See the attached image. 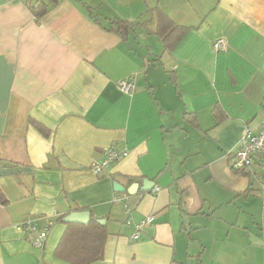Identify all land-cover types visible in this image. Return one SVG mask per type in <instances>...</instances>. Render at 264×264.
Instances as JSON below:
<instances>
[{
  "label": "crops",
  "instance_id": "1",
  "mask_svg": "<svg viewBox=\"0 0 264 264\" xmlns=\"http://www.w3.org/2000/svg\"><path fill=\"white\" fill-rule=\"evenodd\" d=\"M37 1L0 0V264H71L56 248L92 218L107 237L90 264H264V180L229 159L264 124V0H60L40 18ZM156 9L188 27L173 49ZM109 147L128 155L98 175ZM27 221L52 222L42 245Z\"/></svg>",
  "mask_w": 264,
  "mask_h": 264
},
{
  "label": "built area",
  "instance_id": "2",
  "mask_svg": "<svg viewBox=\"0 0 264 264\" xmlns=\"http://www.w3.org/2000/svg\"><path fill=\"white\" fill-rule=\"evenodd\" d=\"M228 43L224 39H217L213 43L216 51L225 50ZM122 91L131 93L134 90L135 83L132 79H122L119 81ZM262 110L264 112V99L262 102ZM258 128L255 131V128ZM253 127L249 123L242 128L239 146L230 151V164L234 170L242 171L246 174L253 175L258 181L264 180V124ZM128 155V150L109 147L104 150L102 159H94L90 165L92 171L98 175H103L107 169L119 159ZM264 184V182H262ZM160 187H156L155 192ZM115 203L123 205L127 214L131 212L130 196L127 193H115L113 197ZM130 219H128L129 222ZM155 221L154 215L145 216L136 224V231L132 235L134 240L140 238L141 230ZM52 222H50L44 230H39L37 224L27 221L23 227L26 233L30 234L36 245H42L48 235V230Z\"/></svg>",
  "mask_w": 264,
  "mask_h": 264
},
{
  "label": "trees",
  "instance_id": "3",
  "mask_svg": "<svg viewBox=\"0 0 264 264\" xmlns=\"http://www.w3.org/2000/svg\"><path fill=\"white\" fill-rule=\"evenodd\" d=\"M60 0H38L31 6L32 12L40 18L49 8ZM158 16L157 33L162 38L167 49H173L184 37L188 27L176 24L169 15L156 9ZM133 28L129 21L116 19L111 28L120 36L126 38ZM0 202L7 203V199L0 190ZM107 230L100 220L91 219L89 223H68V228L56 248V255L71 264H90L104 257V245Z\"/></svg>",
  "mask_w": 264,
  "mask_h": 264
},
{
  "label": "water",
  "instance_id": "4",
  "mask_svg": "<svg viewBox=\"0 0 264 264\" xmlns=\"http://www.w3.org/2000/svg\"><path fill=\"white\" fill-rule=\"evenodd\" d=\"M144 184H146V181L144 182ZM115 189L118 190V191H124L125 188L118 182L115 183ZM144 189H147V188H142L141 190H144ZM131 193H136L137 190H135V192H132L131 190L129 191ZM68 221L70 222H73V221H82V222H85L87 223L89 220H90V214L87 213V212H80V213H72L68 219Z\"/></svg>",
  "mask_w": 264,
  "mask_h": 264
}]
</instances>
